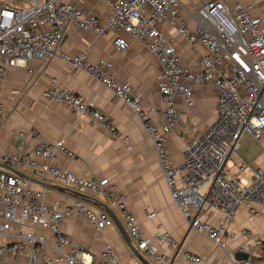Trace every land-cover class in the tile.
<instances>
[{"label":"built area","instance_id":"obj_1","mask_svg":"<svg viewBox=\"0 0 264 264\" xmlns=\"http://www.w3.org/2000/svg\"><path fill=\"white\" fill-rule=\"evenodd\" d=\"M110 14L105 26L95 15L75 4L61 0H0V74L7 65H16L30 58L43 59L55 54L58 42L68 22L80 27L93 28L98 34L105 29H121L145 44L160 63L157 87L164 109L159 129L146 124L154 151L163 171L168 192L182 217L195 230L224 246L219 237L227 230L238 206L247 207L249 217L257 213L254 203L264 204V164L238 165L239 172L251 168V182L242 180L227 171L232 152H238L240 137L245 132L254 139L264 153V24L253 13V4L241 0H206L193 9L197 24L188 30L180 16L179 0H106ZM147 11V13H145ZM165 20L188 41L204 48L198 69L189 71L181 66L174 45L165 38L155 23ZM113 45L118 50L127 47V41L116 36ZM60 58L90 74L110 88L115 96L129 104L136 112L145 115L141 99L131 90L127 81L118 80L110 71L111 62H90L83 53L60 52ZM209 83L216 89V120L200 136L190 138L184 147L183 160L173 165L166 147L167 134L178 124L181 111L176 96L187 106L193 105L192 83ZM42 96L56 102H65L79 117L88 116L92 122L114 130L106 114L93 107L88 98L67 90L53 79ZM15 149L0 155V161L17 167L24 163L36 176H51L56 182L85 195L90 200H102L116 210L123 226L136 248L148 255L155 264H164L153 239L169 248L178 242L167 231H156L146 236L128 210L124 196L119 194L107 179L87 178L62 169L56 163L58 152L73 158V153L62 140L42 142L33 149V156H23L24 135ZM37 157L44 158L39 161ZM45 189H35L31 181L0 168V264H121L114 246L106 241L103 249L93 253L89 248L64 234V218L78 215L98 230L113 222L104 210L93 208L88 202L76 198L72 203L58 207L44 199ZM222 212L218 225L202 220L204 208ZM148 213L147 216H152ZM46 232L48 234H46ZM239 233L246 242L238 251L248 253L246 259L235 264H252L250 255L255 247L264 248V238L248 228ZM49 248V253L42 251ZM191 262H201L200 256L183 252ZM127 264H142L131 260Z\"/></svg>","mask_w":264,"mask_h":264},{"label":"crops","instance_id":"obj_2","mask_svg":"<svg viewBox=\"0 0 264 264\" xmlns=\"http://www.w3.org/2000/svg\"><path fill=\"white\" fill-rule=\"evenodd\" d=\"M61 1L75 4L85 12L95 15L102 26H105L110 14L106 0ZM205 1L179 0L180 16L188 30H193L197 24L193 9ZM241 2L253 4L255 6L253 13L259 15L264 24V0ZM155 26L176 48L181 66L189 71L197 70L204 48L200 44L192 45L186 36L179 35L165 20L157 21ZM116 36L127 41L124 50H118L113 45ZM60 52L83 53L93 63L99 60L111 62L110 71L121 82H129L131 90L140 97L141 109L146 118L117 98L110 88L90 74L62 60ZM160 68L156 55L128 32L107 28L102 34H98L93 28L85 29L75 22H68L54 55L43 59L30 58L16 65H7L1 72L0 155L15 149L20 142V139L15 138L19 132L24 135L22 153L27 158L34 155L32 151L36 145L62 140L73 153V158L60 152L56 154V163L62 169L78 176L105 178L112 182L116 191L124 196L128 210L146 236L153 237L154 233L160 230L169 232L176 239L178 247L175 249L153 239L159 252L166 257L164 264H235L237 259L234 253L246 242L239 233L240 228H248L264 238V204L258 202L253 204L257 213L252 217H249L244 204L236 208L233 217L227 221V230L219 235L224 243L223 247L210 240L204 233L193 229L182 217L168 192L152 138L146 130L148 123L156 129H159L162 123L164 103L157 87ZM53 79L67 90L88 98L93 107L107 115L114 127L113 132L101 124L92 122L88 116L79 117L69 104L43 97V90ZM192 88V106H187L181 96H176L181 116L177 126L167 134L166 142L173 165L182 162L185 143L192 137L200 136L217 118V92L214 86L209 83L193 82ZM241 148L240 144L238 152H234L238 159L237 163L233 161L235 172H230L228 167L233 152L227 161V171L246 180L243 172L247 171L252 175L251 168L239 172L238 165L242 162L252 167L260 165L257 157L262 154L264 158V153L261 149L256 151L249 149L248 153L244 151L240 154ZM37 159L45 160L41 157ZM14 168L47 183L62 186L51 176H36L25 163ZM31 184L35 189L44 188L45 201L56 203L58 207L70 204L77 198L69 190L46 188L35 182ZM84 201L95 209L104 210V202L101 199ZM113 211L123 225L118 212ZM151 212L153 215L147 216ZM199 215L202 220L213 225H218L223 216L221 211L207 207ZM61 229L64 234L93 253H98L103 249L104 243L109 241L114 246L121 264L136 259L114 222L98 230L85 218L72 215L64 218ZM129 238L136 247L135 241ZM5 240V237H0V243ZM41 250L47 253L51 251L49 248ZM185 251L200 256L201 262L185 259L183 257ZM141 253L150 264H155L148 255ZM250 256L255 259L264 256V248L255 247ZM252 264H264V261Z\"/></svg>","mask_w":264,"mask_h":264},{"label":"water","instance_id":"obj_3","mask_svg":"<svg viewBox=\"0 0 264 264\" xmlns=\"http://www.w3.org/2000/svg\"><path fill=\"white\" fill-rule=\"evenodd\" d=\"M0 167L14 173V174H17L31 182H35V183H38L46 188H51V189H55V190H69L71 191L75 197L77 198H80V199H84V200H90L89 198H87L85 195L79 193V192H76V191H73V190H70L66 187H62L60 185H55V184H50V183H47L46 181H43V180H40L38 178H35L31 175H28V174H25L19 170H17L16 168L10 166V165H7L5 163H2L0 162ZM104 211H106L110 217L112 218L114 224L116 225L118 231L120 232V235L122 236L124 242L126 243V245L128 246V248L130 249V251L134 254V256L136 257L137 260H139L142 264H150L145 258L144 256L142 255V253L132 244V242L130 241V238L124 228V226L120 223L119 219L117 218V216L115 215V212L113 211V209L111 208H108L105 204H104ZM234 257L237 259V260H240V259H246L248 257V253L245 252V251H236L234 253Z\"/></svg>","mask_w":264,"mask_h":264},{"label":"rangeland","instance_id":"obj_4","mask_svg":"<svg viewBox=\"0 0 264 264\" xmlns=\"http://www.w3.org/2000/svg\"><path fill=\"white\" fill-rule=\"evenodd\" d=\"M239 142L242 145V148L239 151L240 154H242L244 151H246L248 153L251 149H255V151L261 149V147L258 145V143L254 139L249 137L247 135V133H245V132L241 135ZM251 151H253V150H251ZM231 157L232 158L228 163V167H229L230 172H235V163H237V161H238L236 153L233 152ZM257 160H258V163L261 166H263L264 158H263L262 154H260L257 157ZM233 161H235V163H233ZM243 175L245 176L247 182L250 183L251 182V174L249 175V173H247V171H245V172H243ZM62 187H66V186L62 185Z\"/></svg>","mask_w":264,"mask_h":264},{"label":"trees","instance_id":"obj_5","mask_svg":"<svg viewBox=\"0 0 264 264\" xmlns=\"http://www.w3.org/2000/svg\"><path fill=\"white\" fill-rule=\"evenodd\" d=\"M250 261H251V263H259V262H262V261H264V256L258 257L256 259L254 257H251L250 256Z\"/></svg>","mask_w":264,"mask_h":264}]
</instances>
